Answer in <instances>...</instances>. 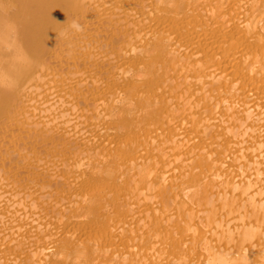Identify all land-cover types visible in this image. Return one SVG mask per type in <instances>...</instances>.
Segmentation results:
<instances>
[{
    "label": "bare ground",
    "instance_id": "obj_1",
    "mask_svg": "<svg viewBox=\"0 0 264 264\" xmlns=\"http://www.w3.org/2000/svg\"><path fill=\"white\" fill-rule=\"evenodd\" d=\"M0 264H264V0H0Z\"/></svg>",
    "mask_w": 264,
    "mask_h": 264
}]
</instances>
